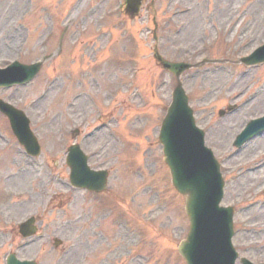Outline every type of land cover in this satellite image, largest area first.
<instances>
[{"label":"rangeland","instance_id":"374dc122","mask_svg":"<svg viewBox=\"0 0 264 264\" xmlns=\"http://www.w3.org/2000/svg\"><path fill=\"white\" fill-rule=\"evenodd\" d=\"M117 1L0 0V66L56 51L71 20L60 54L31 83L0 89V98L27 113L41 144L39 157H26L0 114V132L9 139L0 138V264L9 252L39 264H184L176 246L188 218L157 142L175 80L152 57L153 11L164 57L236 60L264 42V0H154L153 9L144 0L133 18L117 13ZM225 65L232 69L212 64L214 70H191L182 80L207 144L233 169L224 170L222 202L238 210L233 243L240 255L264 262V196H255L261 178L235 174L257 157L260 162V149L255 141L237 154L228 148L244 123L264 112V64L247 74L241 63ZM231 103L244 106L219 116ZM73 142L93 156L92 167L109 170L100 201L63 183ZM30 215L39 234L25 239L17 225Z\"/></svg>","mask_w":264,"mask_h":264},{"label":"water","instance_id":"95a60500","mask_svg":"<svg viewBox=\"0 0 264 264\" xmlns=\"http://www.w3.org/2000/svg\"><path fill=\"white\" fill-rule=\"evenodd\" d=\"M128 4V10L136 12L140 0H128ZM155 56L176 76L189 67L185 63L166 61L157 51ZM243 61L246 64L264 61V45ZM39 66L40 64L22 65L14 62L8 68L0 70V85L27 80L38 71ZM172 95L173 99L163 120L159 138L163 144L164 160L170 167L172 183L185 195V208L190 220L188 235L180 242L178 250L188 264H233L236 254L230 245L231 209L218 207L222 194L218 165L210 150L203 145L202 132L195 127L192 110L188 106L187 96L180 82L175 86ZM0 109L9 116L17 136L28 144L32 142L33 146L36 145L35 138L28 128V119L22 111L2 101ZM260 124L264 125V117L251 121L246 130L253 127L260 129ZM72 153H78L79 161L84 162V157L77 147H73ZM81 167L87 168L84 163ZM78 172L74 169L73 175L79 176L76 174ZM90 173L97 176L102 172ZM104 182L101 180L100 186L103 187ZM31 232L33 229H28L24 234ZM245 263L250 264L246 261ZM8 264L34 263L18 262L12 257Z\"/></svg>","mask_w":264,"mask_h":264},{"label":"bare ground","instance_id":"6f19581e","mask_svg":"<svg viewBox=\"0 0 264 264\" xmlns=\"http://www.w3.org/2000/svg\"><path fill=\"white\" fill-rule=\"evenodd\" d=\"M261 142H264V138L262 137V138H258V139H256V141L254 142V146H256L257 144H259V143H261ZM262 146H263V144H262ZM256 174H258L257 172H256ZM253 176V175H252Z\"/></svg>","mask_w":264,"mask_h":264}]
</instances>
